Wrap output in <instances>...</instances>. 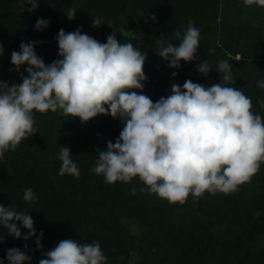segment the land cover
I'll list each match as a JSON object with an SVG mask.
<instances>
[{"label":"trees","instance_id":"16d2710c","mask_svg":"<svg viewBox=\"0 0 264 264\" xmlns=\"http://www.w3.org/2000/svg\"><path fill=\"white\" fill-rule=\"evenodd\" d=\"M22 2L0 0V43L4 48L0 80L10 85L22 83L23 66L18 73L11 64V53L20 51L21 42H35L37 55L47 65L61 58L56 40L60 29H80L101 43L114 31L118 41L130 42L147 53L144 85L152 87L153 102L169 95L173 83H219L218 62L228 61L236 83L227 86L239 88L251 98L252 111L264 118L260 104L264 89L258 87V81H264V7L245 6L244 0H40L30 14L31 5H24L21 11ZM73 8L77 10L75 19L69 20L66 14ZM126 15L131 28L152 44L136 46L135 40L121 36L118 21ZM38 18L49 21L48 26L35 30ZM95 18L104 24L94 28ZM189 22L200 32L197 59L171 68L156 54L157 39L163 36L178 44L175 33L183 34ZM201 61L211 65L207 76L197 70ZM9 66L13 67L10 72ZM173 72L177 73L174 78ZM34 118L38 133L26 139V147L7 151L0 159V205L30 215L36 236L16 239L0 226L2 264H8L10 248L31 256L27 264H39L64 239L99 242L106 264H264V162L235 192H205L201 198L190 193L183 204H173L149 194L138 177L109 184L92 171L97 150H105L107 141L115 143L119 137L122 123L118 118L98 115L82 124L79 118L59 117L51 111L36 112ZM63 146L71 150L80 170L78 178L58 175ZM27 188L36 194V200L24 201ZM130 222L142 233L131 235ZM18 227L22 237L27 234L22 224ZM41 231L42 248L38 249L35 241ZM132 251L137 260L130 263Z\"/></svg>","mask_w":264,"mask_h":264},{"label":"clouds","instance_id":"9594fccd","mask_svg":"<svg viewBox=\"0 0 264 264\" xmlns=\"http://www.w3.org/2000/svg\"><path fill=\"white\" fill-rule=\"evenodd\" d=\"M39 3L23 0L21 11L28 4L31 14ZM244 4L264 7V0H244ZM76 11L69 9L67 18L74 20ZM48 24L38 18L35 30ZM102 24L100 18L92 19L94 28ZM115 33L101 43L80 29H60L56 40L61 58L47 65L37 55L35 42H21L20 51L11 53V64L18 73L27 65V75L21 74L22 83L10 85L0 80V159L38 133L36 112L59 110L79 118L82 124L98 115H110L124 125L115 143L109 140L105 150H97L92 171L103 175L106 183H128L138 177L149 194L183 204L190 193L194 198H201L205 192L228 194L249 182L264 162V118L252 111L251 98L239 88L227 86L236 83L232 65L218 62L219 83H173L169 95L153 102L143 94L147 53L130 42L118 41ZM199 37V29L189 22L183 34L175 33L178 44L163 36L157 39L156 54L169 67L179 68L181 61L197 59ZM3 52L0 43V56ZM197 70L207 76L212 68L201 61ZM176 75L172 73L173 78ZM258 87L264 89V81H258ZM260 104L264 108V100ZM71 157L70 148L61 147L58 175L79 177L80 170ZM23 199L31 202L37 196L27 188ZM34 223L27 213L0 205V226L8 235L28 240L36 236ZM18 224L28 230L23 237ZM42 236L41 231L35 241L38 249L42 248ZM45 257L39 264H106L107 259L99 242L81 244L73 239L59 241ZM6 258L8 264H27L32 257L19 248H10Z\"/></svg>","mask_w":264,"mask_h":264},{"label":"rangeland","instance_id":"374dc122","mask_svg":"<svg viewBox=\"0 0 264 264\" xmlns=\"http://www.w3.org/2000/svg\"><path fill=\"white\" fill-rule=\"evenodd\" d=\"M118 24H119L118 25V30L120 31L121 36H123L124 38H127L129 40H132V41L135 40L134 42H135L136 46H137L138 43H141V44H144V45H147V44L150 45V44H152V41H149L148 40V37H145V35H142L141 32H135L133 30V28H131L130 24L127 22V15L125 17H123V20H119L118 21ZM239 58H240L239 55H237L235 57L236 60H238ZM26 67H27V65H24L23 66V75H27V73L24 71V69ZM12 68H13L12 66L7 67V71L10 72L12 70ZM19 77H20V74L17 75V76H15L14 79L16 80ZM137 91H139V90H137ZM143 94H145V95H147V96L150 97L151 94H152V87L149 86V85H144ZM56 113H57V115L59 117H61V116L64 115L59 110ZM123 126L124 125L122 124V128H123ZM77 135L78 136H81V133L78 132ZM25 141H22L21 144L18 146L20 149H22L21 147H23V148L26 147ZM129 230H130L131 235H138V234L142 233V229L139 226H137L135 223H132V222H130ZM128 259H129V262L130 263L136 262V260H137L136 253L134 251H132L130 253Z\"/></svg>","mask_w":264,"mask_h":264}]
</instances>
